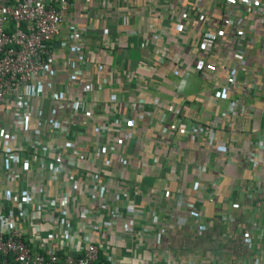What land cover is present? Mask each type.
<instances>
[{"label":"built area","instance_id":"1","mask_svg":"<svg viewBox=\"0 0 264 264\" xmlns=\"http://www.w3.org/2000/svg\"><path fill=\"white\" fill-rule=\"evenodd\" d=\"M129 1L0 0V121H10L7 130L0 125V264H174L162 254L144 263L131 262L132 256L122 262L116 255L117 248L133 253L136 241L161 230L160 222L158 214L149 212L136 230L130 221L118 218L116 210L133 205L120 202L115 193L124 198L140 194V186L122 178V173L115 179L106 171L114 163L123 169L127 165L124 143L134 135L137 122L124 118L128 111L138 113V105L113 93L105 101L92 100L87 93L111 48L100 43L90 48L88 29L79 26V18L92 4L103 10ZM168 1L177 2L172 28L181 33L192 24L198 31L190 71L204 75L206 68L216 65L215 58L207 57L225 47L232 64L215 95L219 98L223 90L240 88V96L229 104L250 100L256 89L249 72L243 88L233 75L239 71L247 43L257 41L264 53V0H208L206 7L204 0ZM244 23V30H239ZM230 28L226 40H220L219 34L223 30L227 34ZM172 43L180 49L178 42ZM97 83L99 90L114 88L105 77ZM182 87L180 81L175 92L180 94ZM156 108L164 111L165 121L171 120L159 129L167 146L175 135L186 141L200 136L211 142L212 124L205 127L184 118L180 105ZM227 117L224 113L219 118ZM246 156L247 167L253 170L256 158ZM219 177L212 178L208 188L213 189ZM148 194L155 201L154 191ZM180 206L188 210L192 229L205 231L187 196ZM218 219L225 224L223 238L236 234L247 251L243 260L227 264H264L261 231L252 230V221H244L241 214L234 220L225 212ZM184 264L211 263L194 256Z\"/></svg>","mask_w":264,"mask_h":264},{"label":"crops","instance_id":"2","mask_svg":"<svg viewBox=\"0 0 264 264\" xmlns=\"http://www.w3.org/2000/svg\"><path fill=\"white\" fill-rule=\"evenodd\" d=\"M176 3L130 0L128 4H110L103 10L92 4L78 21L79 26L88 29L86 43L90 48L99 43L111 48L109 58H100L103 69L92 77L89 97L105 101L113 93L128 104L138 105L136 115L128 111L124 118L137 122L134 135L124 143L127 165L123 169L114 163L106 169L110 177L117 179L122 173V178L140 186V194L130 193L124 198L115 193L117 200L133 205L128 210H116L117 216L130 221L133 229L138 230L146 215L154 212L161 228L153 237L136 241L133 253L128 255L120 248L115 253L123 258L122 262L128 261L124 259L127 256H132L133 263L150 262L162 254L174 264H184L194 256L211 264H227L243 260L247 251L236 234L228 240L223 238L225 224L218 216L224 212L234 220L241 214L244 221H252V230L261 231L264 242V139L260 141L264 135V53L257 41L247 43L239 71L233 75L242 87L245 73L249 72L256 89L250 100L229 104L230 99L240 96V88L223 90L217 98L216 91L230 73L227 70L232 60L226 58L229 51L224 47L210 54L207 58H215L216 65L206 68L204 75L190 71L198 31L192 24L181 33L172 28L170 22L177 17ZM202 3L208 6V0ZM171 11L173 15L169 14ZM73 12L77 15L76 8ZM245 25L239 30H244ZM232 30L227 34L223 30L220 40L225 41ZM173 40L180 49L174 48ZM104 77L113 84L112 90L106 86L97 88L95 81L100 83ZM180 81L183 87L178 94L175 88ZM160 104L180 105V115L184 118L208 127L212 124L211 142L206 143L200 136L186 141L175 135L167 146L159 129L171 120L165 121L164 111L156 108ZM45 106H48L46 102ZM224 113L228 117L222 120L219 117ZM0 122L3 130L9 129L8 119ZM249 153L256 158L257 166L253 170L247 167ZM216 175L220 176L216 185L208 188V182ZM149 191L156 194L155 201L149 200ZM182 193L193 202L198 222L206 227L205 231L192 229L188 210L180 206L185 197ZM161 194L165 198L159 199Z\"/></svg>","mask_w":264,"mask_h":264},{"label":"trees","instance_id":"3","mask_svg":"<svg viewBox=\"0 0 264 264\" xmlns=\"http://www.w3.org/2000/svg\"><path fill=\"white\" fill-rule=\"evenodd\" d=\"M136 115V114H135ZM203 126H205V127H208V125H206V124H202ZM115 246H116V244H115ZM101 259V261H102V258H100ZM104 264H106V263H104Z\"/></svg>","mask_w":264,"mask_h":264},{"label":"rangeland","instance_id":"4","mask_svg":"<svg viewBox=\"0 0 264 264\" xmlns=\"http://www.w3.org/2000/svg\"><path fill=\"white\" fill-rule=\"evenodd\" d=\"M145 247H143L142 249L144 250ZM147 251V250H146Z\"/></svg>","mask_w":264,"mask_h":264}]
</instances>
